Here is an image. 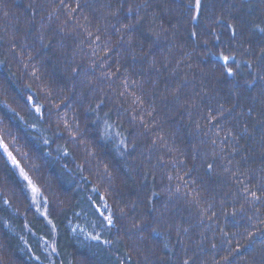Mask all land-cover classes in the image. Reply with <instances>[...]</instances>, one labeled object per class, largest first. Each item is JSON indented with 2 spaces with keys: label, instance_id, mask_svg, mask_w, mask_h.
Returning a JSON list of instances; mask_svg holds the SVG:
<instances>
[{
  "label": "trees",
  "instance_id": "16d2710c",
  "mask_svg": "<svg viewBox=\"0 0 264 264\" xmlns=\"http://www.w3.org/2000/svg\"><path fill=\"white\" fill-rule=\"evenodd\" d=\"M194 2L0 0V264H264V0Z\"/></svg>",
  "mask_w": 264,
  "mask_h": 264
},
{
  "label": "snow or ice",
  "instance_id": "6c2138e0",
  "mask_svg": "<svg viewBox=\"0 0 264 264\" xmlns=\"http://www.w3.org/2000/svg\"><path fill=\"white\" fill-rule=\"evenodd\" d=\"M61 3H63V0H61ZM129 11H131V9H129ZM190 12H195V15H192L190 18L193 21H197L199 17L202 14V5H201V0H195L194 2V6L189 8ZM125 27H129L128 25H125ZM227 27L231 28V25H228ZM258 30L262 33H264V28H259V26H257ZM233 36L235 35V30L232 31ZM90 35V34H89ZM191 35L194 37L196 35V32H192ZM97 39H99V37H97ZM219 59H221L224 63V66H226L229 61L234 60L235 57L233 56H226L221 54L219 57ZM227 73L228 75H232V69L231 68H227ZM179 100V97H177V102ZM27 102L29 104H33L34 106V110L35 112L38 114V118L39 119H46V115H45V110L43 109L42 105H39L38 102L33 101V97L29 96L27 99ZM103 101L100 102V104L97 105V108H100L101 105H103ZM54 107H58V105H54ZM65 107H67V105H65ZM91 111H95V109H90ZM88 111V110H86ZM221 115L223 114V111H221L220 113ZM211 119L215 120L216 117L212 116ZM219 122V121H217ZM91 123L93 125H96V121H91ZM110 126L106 125L104 128V131L101 132L100 129L98 127H96L95 129H93L97 136H99L100 139H105L106 137L111 136V132L109 131ZM77 132H79V129L77 128L76 130ZM70 140L73 143L77 142V137L74 135H71L70 133ZM45 143H48V141H45ZM121 143H123V141H121ZM65 155H68L67 152L64 153ZM0 155H6L7 158L11 161V163L13 164L14 167L19 168V163L18 161L15 159V157L12 155V153L8 150V145L4 143L3 139L0 138ZM213 167V165L210 163L207 165V170H211ZM20 176L22 178V181L25 182L22 184V186L20 187V192L24 195V198L26 200H30V207H37V211L39 212L40 210V206H44L45 207V211L43 213H41V215L43 216H47L49 214L48 212V201L43 197L40 188L33 183V181L29 178V176L24 172V170L22 168H20ZM169 179H171V177H169ZM262 191H264V189H261ZM93 191H97V188H94ZM245 191H248L247 188H245ZM252 197L255 200H259L260 197L256 195V192H252L251 193ZM101 200H104V197H100ZM5 204H8V201L5 200L4 201ZM108 204L105 202L103 204V209L104 211H102L100 208H97L96 211L100 213V216L103 218V221L106 222V225L111 228L114 226V218L112 216V214L109 212L108 214H105V211L108 209ZM52 210L55 211L54 206L52 207ZM49 223H51V221H49ZM153 231H155L153 229ZM186 231V230H185ZM94 240L100 241L101 237L99 235L96 236H92L91 237ZM103 243L107 244L110 243L109 241L105 240L102 241ZM53 251H55V249H53ZM184 264H187V261L184 262Z\"/></svg>",
  "mask_w": 264,
  "mask_h": 264
}]
</instances>
